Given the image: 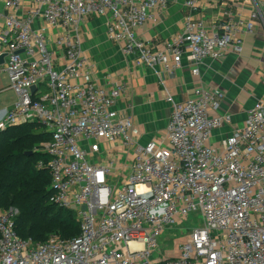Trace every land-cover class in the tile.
Masks as SVG:
<instances>
[{
    "label": "built area",
    "instance_id": "2783aa9c",
    "mask_svg": "<svg viewBox=\"0 0 264 264\" xmlns=\"http://www.w3.org/2000/svg\"><path fill=\"white\" fill-rule=\"evenodd\" d=\"M184 5L183 28L162 49L137 30L157 22L170 4ZM227 0H1L0 73L15 100L0 107V131L38 123L50 135L36 151L50 176L49 201L73 211L79 233L35 243L15 230L16 211L0 207V264H264V99L247 111L244 125L220 147L212 132L230 123L218 113L224 93L197 86L173 101L166 144H139L133 121L115 109L124 82L109 89L80 82L81 29L92 16H106V36L137 63L161 64L168 74L187 55L198 75L203 59L242 51L247 21L225 12L208 21L203 4ZM255 1L256 0H252ZM35 89L31 91V86ZM200 216L177 256L163 259L158 240L168 228Z\"/></svg>",
    "mask_w": 264,
    "mask_h": 264
},
{
    "label": "crops",
    "instance_id": "0c3cea01",
    "mask_svg": "<svg viewBox=\"0 0 264 264\" xmlns=\"http://www.w3.org/2000/svg\"><path fill=\"white\" fill-rule=\"evenodd\" d=\"M256 9L259 17L253 31L239 34L243 40L242 51L237 54L229 49L220 60L203 59L197 76L191 73L192 64L187 55L182 57L181 66L173 74L166 73L161 64L150 67L137 63L134 54L124 53L119 43L107 39L106 16L89 17L81 29L80 52L86 64L77 82L90 81L105 89L124 82L126 89L115 109L131 117L133 136L139 144L152 139L166 144L172 103L166 100L164 88L173 101L180 102L191 98L197 86L215 87L224 93L218 113L231 118L230 123L222 124L211 134L209 143L220 147L233 129L244 125L247 111L264 99V0H227L218 7L203 4L202 12L208 21L225 20V12H232L236 20L247 21ZM184 10L180 1L170 4L157 22H148L139 28L138 36L152 43L153 49H162L164 41L183 28Z\"/></svg>",
    "mask_w": 264,
    "mask_h": 264
},
{
    "label": "trees",
    "instance_id": "16d2710c",
    "mask_svg": "<svg viewBox=\"0 0 264 264\" xmlns=\"http://www.w3.org/2000/svg\"><path fill=\"white\" fill-rule=\"evenodd\" d=\"M49 139L45 127L38 123L0 131V207L18 210L14 218L17 234L35 243L45 241L52 234L71 238L79 233L73 211L49 201L48 170L36 167L38 161L49 158L36 151Z\"/></svg>",
    "mask_w": 264,
    "mask_h": 264
},
{
    "label": "rangeland",
    "instance_id": "374dc122",
    "mask_svg": "<svg viewBox=\"0 0 264 264\" xmlns=\"http://www.w3.org/2000/svg\"><path fill=\"white\" fill-rule=\"evenodd\" d=\"M7 80L3 73H0V106L7 105L8 102L15 100V93L6 88ZM18 214L16 208H12ZM200 216H190V218L181 225L174 228H168L158 240V253L163 259L177 256V249L181 243H184L190 231L200 224Z\"/></svg>",
    "mask_w": 264,
    "mask_h": 264
},
{
    "label": "water",
    "instance_id": "95a60500",
    "mask_svg": "<svg viewBox=\"0 0 264 264\" xmlns=\"http://www.w3.org/2000/svg\"><path fill=\"white\" fill-rule=\"evenodd\" d=\"M3 57H4V54L0 55V64L3 63ZM35 89V86H31V91H33ZM31 152H28L27 154H30Z\"/></svg>",
    "mask_w": 264,
    "mask_h": 264
}]
</instances>
